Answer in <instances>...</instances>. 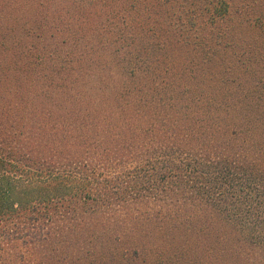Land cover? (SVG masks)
Masks as SVG:
<instances>
[{
	"label": "trees",
	"instance_id": "1",
	"mask_svg": "<svg viewBox=\"0 0 264 264\" xmlns=\"http://www.w3.org/2000/svg\"><path fill=\"white\" fill-rule=\"evenodd\" d=\"M0 264H264V0H0Z\"/></svg>",
	"mask_w": 264,
	"mask_h": 264
}]
</instances>
